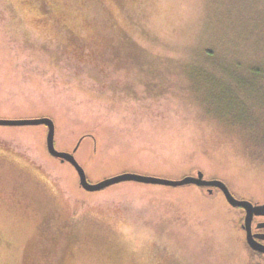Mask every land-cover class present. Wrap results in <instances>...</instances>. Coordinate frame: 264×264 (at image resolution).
<instances>
[{"label":"rangeland","instance_id":"374dc122","mask_svg":"<svg viewBox=\"0 0 264 264\" xmlns=\"http://www.w3.org/2000/svg\"><path fill=\"white\" fill-rule=\"evenodd\" d=\"M261 65L264 0H0V118H51L91 183L200 170L264 203V160L222 102ZM46 132L0 125V264H264L219 189L85 190Z\"/></svg>","mask_w":264,"mask_h":264},{"label":"water","instance_id":"95a60500","mask_svg":"<svg viewBox=\"0 0 264 264\" xmlns=\"http://www.w3.org/2000/svg\"><path fill=\"white\" fill-rule=\"evenodd\" d=\"M30 124H44L47 127L46 132V148L50 155L61 160L69 162L77 172L79 184L85 190H99L115 182L124 180H133L143 183L161 184V185H184L195 184L201 187L208 188V192H212L213 188L219 189L226 201L235 207H242L245 211L244 221L242 228L246 232V242L254 250L264 253V244L257 241L251 232V222L254 214H264V203H253L250 200L236 198L227 185L220 179H207L203 176V172L198 170L194 175H185L179 179H168L163 177L142 175L137 173H121L102 179L98 182L91 183L86 177V173L80 163L77 161L74 155V151L78 147V143L75 145L72 151H63L55 147L54 122L49 117H37V118H14L6 119L0 118V125H30Z\"/></svg>","mask_w":264,"mask_h":264},{"label":"trees","instance_id":"16d2710c","mask_svg":"<svg viewBox=\"0 0 264 264\" xmlns=\"http://www.w3.org/2000/svg\"><path fill=\"white\" fill-rule=\"evenodd\" d=\"M251 70V78L224 86L222 102L224 115L244 132L248 150L264 160V65Z\"/></svg>","mask_w":264,"mask_h":264},{"label":"flooded vegetation","instance_id":"af4514ba","mask_svg":"<svg viewBox=\"0 0 264 264\" xmlns=\"http://www.w3.org/2000/svg\"><path fill=\"white\" fill-rule=\"evenodd\" d=\"M206 188V187H205ZM207 191H208V188H206ZM213 190V189H212ZM241 209H243L242 207H240ZM244 211V209H243ZM244 215H245V211H244ZM244 230V229H243ZM251 232L254 236V238L263 243L264 244V214H254L253 217H252V222H251ZM244 233H245V243L247 245V247L256 252L257 254H260V255H264V253L262 252H259V251H256L254 249H252L246 242V232L244 230Z\"/></svg>","mask_w":264,"mask_h":264}]
</instances>
